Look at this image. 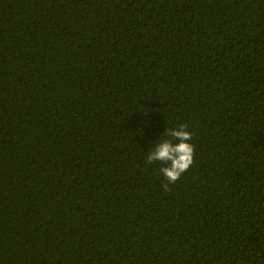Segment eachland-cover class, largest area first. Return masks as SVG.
<instances>
[{"label":"trees","instance_id":"trees-1","mask_svg":"<svg viewBox=\"0 0 264 264\" xmlns=\"http://www.w3.org/2000/svg\"><path fill=\"white\" fill-rule=\"evenodd\" d=\"M0 264H264V0H0Z\"/></svg>","mask_w":264,"mask_h":264},{"label":"clouds","instance_id":"clouds-1","mask_svg":"<svg viewBox=\"0 0 264 264\" xmlns=\"http://www.w3.org/2000/svg\"><path fill=\"white\" fill-rule=\"evenodd\" d=\"M163 133L169 138L155 144L146 156V163L160 162L164 165L160 172L166 183H162L161 187L164 191H169V185L177 182L194 163L195 146L189 142L193 134L186 124L181 123Z\"/></svg>","mask_w":264,"mask_h":264}]
</instances>
